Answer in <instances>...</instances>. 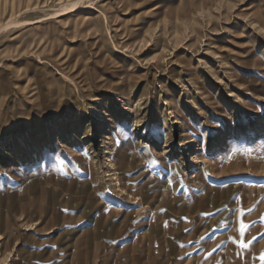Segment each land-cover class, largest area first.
Instances as JSON below:
<instances>
[{"label":"rangeland","instance_id":"rangeland-1","mask_svg":"<svg viewBox=\"0 0 264 264\" xmlns=\"http://www.w3.org/2000/svg\"><path fill=\"white\" fill-rule=\"evenodd\" d=\"M262 257L264 0H0V264Z\"/></svg>","mask_w":264,"mask_h":264},{"label":"snow or ice","instance_id":"snow-or-ice-1","mask_svg":"<svg viewBox=\"0 0 264 264\" xmlns=\"http://www.w3.org/2000/svg\"><path fill=\"white\" fill-rule=\"evenodd\" d=\"M246 227H247V226L244 225L243 222H241V225H240V231H241V234H243V232H244V230H245ZM241 247H247V245L244 244L243 242H241ZM262 259H264V257H262Z\"/></svg>","mask_w":264,"mask_h":264},{"label":"bare ground","instance_id":"bare-ground-1","mask_svg":"<svg viewBox=\"0 0 264 264\" xmlns=\"http://www.w3.org/2000/svg\"><path fill=\"white\" fill-rule=\"evenodd\" d=\"M77 3H78V1L76 2V4L73 6V7H76V5H77ZM71 4H74V3H71ZM78 6V5H77ZM71 8V7H70ZM65 9V8H64ZM64 9H62L63 11H65ZM67 9H69V8H67ZM72 9V8H71ZM74 9V8H73ZM72 9V10H73ZM70 11V10H69ZM85 20V19H84ZM194 159L191 161V164L193 165L194 163H195V160H196V158L195 157H193Z\"/></svg>","mask_w":264,"mask_h":264}]
</instances>
